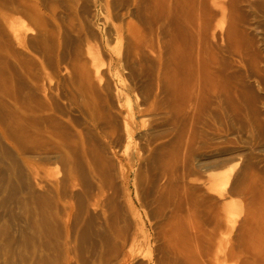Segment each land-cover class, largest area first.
I'll use <instances>...</instances> for the list:
<instances>
[{
    "label": "bare ground",
    "instance_id": "bare-ground-1",
    "mask_svg": "<svg viewBox=\"0 0 264 264\" xmlns=\"http://www.w3.org/2000/svg\"><path fill=\"white\" fill-rule=\"evenodd\" d=\"M92 5L100 6L104 35L91 34ZM131 16L136 22L116 23ZM165 18L158 27V0H0V264H73L76 255L78 264H170V258L135 261L137 237L128 231L113 232L121 242L109 249L113 239L94 241L90 259L85 242L72 239L112 232L122 218L121 193L134 200L143 170L159 169L165 183L172 181L179 163L162 148L166 125L175 126L181 118L184 122L185 167L194 158L201 167L216 166L225 154L222 147L209 152L203 145L192 146L198 140L194 128L205 114L200 102L217 73L206 26L194 22L198 28L192 41L177 40L174 51L168 47L164 52L166 48L158 50V36L166 30ZM217 37L213 32L212 39ZM25 52L35 54L44 71L34 65L35 71ZM47 66L54 68L53 76ZM52 164L61 166L56 178L48 174ZM152 183L158 203V182ZM16 209L21 212L17 221L3 218V212L13 215ZM71 216L74 221L68 224L65 217ZM62 227L69 239L56 242L58 248L51 237H62ZM150 240L139 244L147 246ZM54 248L59 255L52 260ZM225 256L235 258V248Z\"/></svg>",
    "mask_w": 264,
    "mask_h": 264
},
{
    "label": "rangeland",
    "instance_id": "rangeland-1",
    "mask_svg": "<svg viewBox=\"0 0 264 264\" xmlns=\"http://www.w3.org/2000/svg\"><path fill=\"white\" fill-rule=\"evenodd\" d=\"M190 1L158 0V27L162 25L160 20L167 17L164 21L166 30L158 36V50L163 51L162 49L166 48L165 52L169 47L168 50L172 52L174 44H177L178 41L182 44L191 40L198 24L206 26L204 28L207 30H204L209 38L210 51L214 54V66L218 69L214 71L220 77L217 80L218 77L216 74L214 75L216 80L212 79V84L213 81L216 84L212 85L214 87H210L211 91L208 90L204 96L205 99L200 102V112L203 109L202 113L205 112V118L203 117L201 123L196 125H199L198 130L197 127L194 128L198 140L196 141L195 138L192 146L200 148L203 145L206 148L202 149L209 152L223 148L222 151L225 154L219 159L216 166L201 167L196 164L194 158L185 167L186 164L182 163L184 146L181 144L185 128L184 122L181 118L180 123L175 126L166 125L168 135L163 140L165 146L162 148L166 147L165 149L172 154L173 161L179 163L172 183H165L167 180L161 178L159 169L158 172L145 169L149 174L151 173V176L143 170L145 176L143 175L144 179L139 192L134 193V200L130 201L121 193V212L122 210L123 212L122 218L120 217L119 220L116 218L118 220L116 223V220L114 221V225L117 227L114 228V225L112 227L115 230L111 227L113 231L108 232L107 236L101 237L102 239L96 235H91L92 237L88 235L90 239L88 237L83 239L86 237L82 235V239L80 235V237H72L75 244L85 242L83 245L90 249L89 252L86 251L87 258L95 256L94 250L92 251L94 247L92 245H95L94 241L101 244L102 241H106V238L107 240L110 238L108 242L113 239L114 243L112 241L106 245V248L109 249L117 244V241L121 242V238H117L118 236L112 234L113 232L117 234L128 231L137 237V245L133 249L135 261L144 260L146 262L148 260L147 262H150L158 257V260L163 258V260L166 259V262L170 258V262H167L170 264H264V0H206V2L205 0H196V3L194 0L193 3ZM222 10L226 11V16L222 14ZM199 11L203 13L200 14ZM90 12L93 15L91 34L104 35L106 27L101 19L100 6L92 5ZM189 15L190 17H188ZM201 15L203 16L202 20L205 19L204 21L198 19L202 17ZM89 18L91 17L89 16ZM189 19L191 20L189 21ZM126 21L136 22V18L126 17L124 21L120 19L116 23ZM194 22L197 24L196 27H194L196 25ZM213 32L218 36L216 41L212 39ZM228 33L231 35L227 36ZM233 48H236L238 53ZM215 54L218 55L215 56ZM25 56L31 61L34 60L32 62L33 69L44 71L40 59L35 54L31 55L25 52ZM50 70L55 72L54 68L49 66L45 68V71L53 76V71ZM26 80L29 81L27 78ZM52 82L54 83V80ZM41 95L43 94H38L39 99ZM207 96L209 101L206 99ZM206 104L211 105H209L211 111ZM62 118L66 124V117L64 119L62 116ZM80 119L77 118L76 122L79 123L80 120L78 126H83L82 118ZM71 130L74 131L72 128ZM197 131H200L199 134ZM187 134L185 133V135ZM110 154L112 160H115L114 154ZM232 157H238V161L232 160ZM58 165L49 166L50 178H56L61 174V166ZM150 177L152 181L156 179L158 182V195L160 196H158V203L154 202L156 189L155 185H152V181H149ZM149 186H153L154 189L153 187L152 189L155 192L150 190ZM17 211L19 210L16 209L13 215L3 212V215H6L3 218L14 223L15 218L18 215L21 216V212ZM16 215L17 217H15ZM65 219L69 221L68 224H72L74 221L72 216L69 219L65 217ZM121 226L129 228L126 227L127 229L123 230ZM62 228L60 233L63 235L58 237L60 240L57 238L58 234L50 236L56 247H58V242L63 244L69 239L66 228H63L64 230ZM156 234L158 235L155 236ZM54 236L59 241L54 240ZM142 240H150L148 244L150 246H141L139 243ZM62 244L59 243L60 246ZM54 245L52 247H55ZM55 248L54 251L50 249L49 256L52 254V260L58 258L55 255L59 251L56 252ZM230 248H235L236 256L227 259L225 252ZM76 257L78 256L73 257L75 261L73 258L71 260L73 264H78V260L81 259ZM91 258L95 261L96 257Z\"/></svg>",
    "mask_w": 264,
    "mask_h": 264
}]
</instances>
